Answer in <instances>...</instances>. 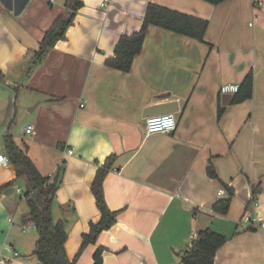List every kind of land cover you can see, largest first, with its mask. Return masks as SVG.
I'll use <instances>...</instances> for the list:
<instances>
[{
	"label": "crops",
	"instance_id": "obj_1",
	"mask_svg": "<svg viewBox=\"0 0 264 264\" xmlns=\"http://www.w3.org/2000/svg\"><path fill=\"white\" fill-rule=\"evenodd\" d=\"M64 2L0 0V150L8 131L43 176L63 163L52 220H66L68 258L99 220L90 182L113 155L102 185L116 222L75 264H91L97 246L102 264H182L192 232L207 227L226 236L213 264H264V0H80L66 38L34 60ZM149 2L206 19L204 42L149 25L130 70L107 67L119 35L140 27ZM248 75L251 97L233 104L229 94L223 104L221 85ZM167 103L176 127L146 134L147 110ZM12 178L10 164L0 166V264L13 249L14 264H39L36 234L22 220L25 181L7 184ZM222 182L233 195L219 215L211 208L227 196ZM247 214L249 225L240 222Z\"/></svg>",
	"mask_w": 264,
	"mask_h": 264
},
{
	"label": "trees",
	"instance_id": "obj_2",
	"mask_svg": "<svg viewBox=\"0 0 264 264\" xmlns=\"http://www.w3.org/2000/svg\"><path fill=\"white\" fill-rule=\"evenodd\" d=\"M204 1L214 5L225 0ZM64 4L66 5L65 12L58 15L44 32L38 49L33 54L34 60L42 58L57 41L66 38V29L73 23L75 13L82 5L80 0H65ZM149 25L204 42V32L208 21L192 14L149 2L144 10L140 27L130 34L119 35L113 49V55L107 57L104 64L109 68L128 72L134 57L140 53ZM238 86V90L234 92L231 98L233 104L251 97L253 89L251 75L246 76ZM223 110L224 107L219 104L217 115L221 114ZM3 139L5 154L8 156L13 171V178L7 184L23 177L28 188L24 189L21 194L28 209L22 220L24 224L34 223L35 225L37 239L32 254L35 255L39 264H75L82 255L84 248L89 243H95L99 234L116 222L119 210H111L108 207L102 185L115 157L113 155L107 157L103 164L96 168L90 186L100 214L99 220L89 223L88 231L81 235L82 241L76 254L72 259H69L65 252L66 220H52L53 201L63 172V163L57 167V171L53 175L43 176L36 170L25 151L15 144L8 131L3 135ZM206 172L209 177L217 179L215 170L210 163L207 165ZM222 184L226 189L227 196L215 201L211 208L214 213L219 215L227 213L233 195V188L224 182ZM225 240L226 236L222 233L219 234L209 227L204 228V230L198 231L197 237L189 243L187 250L180 256V261L182 264H213L216 251ZM104 250L105 248L102 246H97L93 250L91 264H102Z\"/></svg>",
	"mask_w": 264,
	"mask_h": 264
},
{
	"label": "built area",
	"instance_id": "obj_3",
	"mask_svg": "<svg viewBox=\"0 0 264 264\" xmlns=\"http://www.w3.org/2000/svg\"><path fill=\"white\" fill-rule=\"evenodd\" d=\"M52 2L53 0H49ZM104 5L105 2H102ZM238 84H223L220 87V93L222 94H234L238 90ZM82 106V105H81ZM176 127V117H174L172 112L168 113H160V114H151L149 116L145 117V125L144 130L146 134H152V133H168V131L173 130ZM22 130L25 134H32L33 133V126L30 124H27L22 127ZM72 149H69L67 153H71ZM9 163L8 156L1 152L0 150V166H7ZM17 188V192H20V188ZM224 190L220 189L218 190L217 194H223ZM254 220L251 218L249 214L244 215L242 220L243 224H251ZM31 228H35L34 223H30ZM263 226V225H261ZM22 232L25 231V227H22ZM197 237V232H192L190 235L189 243ZM20 257V254L17 250L13 249L11 250L10 256H7L6 259H3L4 264H14V260Z\"/></svg>",
	"mask_w": 264,
	"mask_h": 264
},
{
	"label": "water",
	"instance_id": "obj_4",
	"mask_svg": "<svg viewBox=\"0 0 264 264\" xmlns=\"http://www.w3.org/2000/svg\"><path fill=\"white\" fill-rule=\"evenodd\" d=\"M224 96L225 97L222 98L223 104H227V102L229 101L230 95L227 94ZM170 105H171L170 103H167L166 105H155L154 107H151V109L147 110V113L145 114V116H149L151 114L174 112L175 109L171 108ZM34 106L31 107L29 110H32L34 108ZM25 188L28 189L26 185H25Z\"/></svg>",
	"mask_w": 264,
	"mask_h": 264
},
{
	"label": "rangeland",
	"instance_id": "obj_5",
	"mask_svg": "<svg viewBox=\"0 0 264 264\" xmlns=\"http://www.w3.org/2000/svg\"><path fill=\"white\" fill-rule=\"evenodd\" d=\"M27 109V108H26ZM26 109H25V111H26ZM20 123H22L21 122V118L20 117H18V118H16L13 122H12V124H17V129L19 128V126H20ZM13 128H15V126H13ZM0 139H1V135H0ZM2 140V139H1ZM0 149L2 150L3 149V145L1 144V141H0ZM20 185V184H19ZM20 187H21V185H20ZM26 205V204H25ZM27 224V230H29V232H27L26 234L30 237L32 234H36V231L33 229V228H31V226H30V223H26ZM26 230V231H27ZM22 232V231H21Z\"/></svg>",
	"mask_w": 264,
	"mask_h": 264
}]
</instances>
